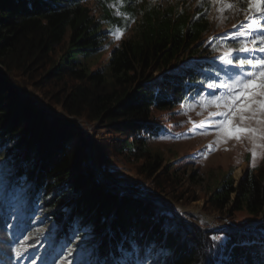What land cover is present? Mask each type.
Masks as SVG:
<instances>
[{
  "label": "trees",
  "instance_id": "1",
  "mask_svg": "<svg viewBox=\"0 0 264 264\" xmlns=\"http://www.w3.org/2000/svg\"><path fill=\"white\" fill-rule=\"evenodd\" d=\"M208 12L204 1L188 13L142 8L139 0H0V264H57L71 248L70 264L81 244L85 253L74 264L217 261L216 233L183 220L135 183L96 177L91 140L73 120L94 125L96 137L105 133L114 154L144 160L149 174L159 171L161 157H153L147 139L162 130L154 112L198 97L222 72L211 60L179 61L209 31ZM117 29L131 35L113 47L105 69L89 71L85 60ZM18 83L52 93L58 112H44L25 91L21 97ZM209 201L220 211L232 204L230 211L264 215V171L245 170L236 185L223 176ZM254 227L228 224L218 233L222 264H264L263 225Z\"/></svg>",
  "mask_w": 264,
  "mask_h": 264
},
{
  "label": "rangeland",
  "instance_id": "2",
  "mask_svg": "<svg viewBox=\"0 0 264 264\" xmlns=\"http://www.w3.org/2000/svg\"><path fill=\"white\" fill-rule=\"evenodd\" d=\"M200 1L209 5V31L191 46L194 51L184 52L180 55L179 61L183 65L205 59L213 61L222 72L215 73L209 83L213 81L218 83V77L223 78L225 71L232 72L236 69L228 68L222 64L220 55L223 48L214 51L213 45L219 44L221 42L219 40L226 34L231 35L238 31L240 24L248 22L245 18L248 8L247 0H226L227 3L236 5L240 11H236L235 8L221 11L225 0H139L142 8L159 6L161 10H165L175 6L179 9H186L188 13L193 12ZM88 5L94 12L98 11L92 2H88ZM113 12L118 14L115 8H113ZM140 18L141 15L138 13L136 21H139ZM234 25L237 27L234 28ZM130 35L131 30L120 32L118 39L115 35L110 36L111 41L105 44L101 53L85 60L89 71L105 69L113 47L121 39L128 38ZM67 41L68 34L64 44L57 48L55 56H59L61 48L65 46ZM225 42L230 48L238 47V44L233 41ZM153 73L155 76L160 75L159 72ZM14 87L20 91L21 97L25 91L36 106H42V110L46 113L55 114L56 109L53 106L52 93L49 96H41L29 86L25 84L23 86L20 83L14 84ZM213 91L204 86L200 88L198 97L189 99L186 103L176 105L172 109L154 112L156 121L162 127L158 136L151 139L147 138L148 148L153 157L155 155L161 157V167L155 173L153 170V173L150 174L149 171H146L148 168H146L144 160L137 161L134 158L129 160L116 152L114 154L111 145H107L106 140H103L105 133L100 131L96 137L94 125L75 118L73 120L79 124L87 136V140L89 138L91 140L89 148L92 156L95 157L92 164L96 177L100 173L116 184L135 183L140 187L141 193H147L148 197L162 202L183 220L193 223L209 233H216L212 238L219 237L216 240L219 255L214 264H222V260L226 257L223 254L224 237L218 233L228 224L255 228L254 226L259 223L263 225V231H258L260 243L264 244V215L253 216L245 210L230 211L232 204H228L220 211L214 208L209 199L223 176L230 174L236 185L245 170L254 171V174H258L260 170L264 171V149L256 148L257 157L253 160L251 155L253 144L247 136H242L240 140L229 139L226 142L214 143L217 140V131L211 124L206 123L204 129L193 127L194 124L199 125L202 121L220 119L209 116L210 112L217 111L215 107L202 108L198 104L191 109L187 107L188 104H194L201 95L208 96ZM215 91L219 92L218 89ZM182 105L185 107H181ZM68 118L72 119V117ZM245 126H249L247 121H245ZM115 137L119 138V135H115ZM257 143L261 142L257 141ZM210 145L211 148H209ZM97 155H99L100 160ZM149 160L152 161V158L150 157ZM166 167L169 168L168 171H166ZM231 198L233 199V195ZM50 226H53V223H50L48 228ZM47 232L46 230V234ZM84 250L85 246L81 244L80 248L76 250V255H74L75 260L85 253ZM69 260H71V255H68L66 261L60 259L57 264H68ZM75 260L71 261L70 264H74Z\"/></svg>",
  "mask_w": 264,
  "mask_h": 264
},
{
  "label": "snow or ice",
  "instance_id": "3",
  "mask_svg": "<svg viewBox=\"0 0 264 264\" xmlns=\"http://www.w3.org/2000/svg\"><path fill=\"white\" fill-rule=\"evenodd\" d=\"M247 4L245 18L248 22L240 24L238 31L231 35L226 34L219 44L213 45L214 51L223 48L220 55L222 64L236 71H225L223 78L218 77V83H208L206 87L214 91L208 96L201 95L194 104H188L187 107L191 109L197 104L202 108L215 107L217 111L210 112L209 116L220 119L202 121L193 127L204 129L206 123L211 124L217 131V140L214 143L229 139L240 140L242 136H247L252 141L251 155L255 160V149H264V55H256L264 54V0H247ZM234 8L240 11L236 5L225 0L221 11ZM114 35L119 38V29ZM226 40H232L238 47H228ZM217 89L218 93L215 91ZM245 121L249 126H245ZM37 231L43 232V229ZM28 238L25 237L26 240ZM217 239L219 237H213V240ZM14 251L17 257L21 255L19 248ZM72 251L73 249H68L69 256ZM61 260L66 261L67 257H61Z\"/></svg>",
  "mask_w": 264,
  "mask_h": 264
}]
</instances>
